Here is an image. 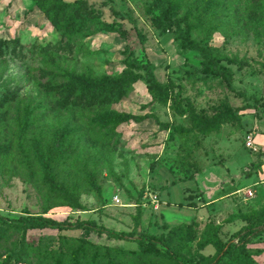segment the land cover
Returning a JSON list of instances; mask_svg holds the SVG:
<instances>
[{
	"label": "rangeland",
	"instance_id": "374dc122",
	"mask_svg": "<svg viewBox=\"0 0 264 264\" xmlns=\"http://www.w3.org/2000/svg\"><path fill=\"white\" fill-rule=\"evenodd\" d=\"M172 1L175 16H187L191 39L231 67L234 87L264 97V0ZM40 5L49 17L36 0H0V215L95 219L118 231L168 236L176 260L187 264L211 261L215 241L225 244L252 221L262 230L228 264H264V110L242 109L244 101L222 79L202 72L204 59L196 49L178 46L182 25L167 27L161 2ZM81 5L94 18L72 21ZM102 21L115 22L123 35L106 31ZM127 55L151 62L156 81L178 86L199 117L209 120L224 111H237V117L211 131L194 127L172 110L177 88L161 100L148 90L142 71H133L138 79L126 89H85L69 76L115 78L129 70ZM113 112L146 117L100 121ZM57 135L72 153L55 165L56 179L74 190L83 210L48 188L32 155L35 141L46 145ZM82 240L116 249L124 264H175L160 246L88 229H32L2 221L0 261L10 254L5 264H23L15 261L19 252L35 250L43 257L50 249H76Z\"/></svg>",
	"mask_w": 264,
	"mask_h": 264
},
{
	"label": "trees",
	"instance_id": "16d2710c",
	"mask_svg": "<svg viewBox=\"0 0 264 264\" xmlns=\"http://www.w3.org/2000/svg\"><path fill=\"white\" fill-rule=\"evenodd\" d=\"M40 9L47 14V10L40 5L42 0H36ZM165 4V10L163 17L168 28L176 27L180 28V41L178 46L182 49H196L202 58L204 59V67L202 72L206 75L220 78L224 81L227 89L233 92L236 96L244 101L242 109L256 108L264 110V97L259 96L255 92L248 93L244 89H237L233 85L234 72L231 67L223 64L219 57L210 52L206 45H200L195 40L191 39V25L188 22L187 16H175L177 5L172 0H156ZM61 6H67L68 3L61 1ZM101 12L97 13V17H101ZM84 18H94V16L81 5L80 11L75 14L72 21ZM103 27L108 32L118 33L123 35V31L119 25L115 22L102 21ZM68 27L69 22H67ZM123 63L127 70L124 74H121L115 78L103 77L101 79H90L89 77H78L74 73L69 74L72 80L78 82V84L85 89H103L105 86H109L111 89H126L138 79L137 74L133 71H142L143 78L146 82L148 90L157 96L161 100H166L173 91V88H177L175 91L174 100L172 103V110L179 116H188L191 120V125L199 126L205 131H211L218 127V124L224 120L237 117V111H224L215 114L211 119L206 120L199 117L191 103L187 98L181 97V91L178 86L172 85L170 87L162 86L154 77V65L149 62H141L135 58L127 55L123 59ZM145 115L130 114V113H109L100 116V121L104 124H120L129 121H140L144 119ZM160 127L167 128L168 125L159 122ZM181 126H174L173 131L184 130ZM69 144L64 142L63 135H57L46 145H41L40 142L35 141L32 145V155L34 160L40 165L42 177L45 184L50 190L59 192L61 197L68 203V205L76 208L77 210H83V206L79 202L76 193L69 186L62 182L57 181L55 173V165H57L65 153H72ZM140 214L138 213L134 217V226L139 225ZM0 221L5 224L16 227H26L32 229H56L60 231L74 230V229H88L99 233H105L109 238L116 240H125L135 242L137 244H145L146 246L157 249L158 246L162 247L166 254H168L169 260L175 262V264H187L176 260L172 250L169 246L168 236H155L147 234H139L133 228L130 231H118L111 228H107L102 224H99L95 219L77 218L76 220H56L50 217H46L39 214L26 213L17 218H7L0 215ZM262 230V227L252 221L245 226L234 232L225 244H221L218 240L214 245L217 247V253L211 261H201L192 264H228V261L234 257L236 252L243 246H245L250 239L257 235ZM200 247H203L201 245ZM53 250H48L47 254L43 257L35 250L19 252L15 257L16 262L23 264H124L125 260H122L117 250L114 248L106 247L99 244H94L86 240H82V245L73 250L60 249L57 254H54ZM224 257H227L226 260ZM10 254L6 255L0 264L9 262Z\"/></svg>",
	"mask_w": 264,
	"mask_h": 264
},
{
	"label": "built area",
	"instance_id": "2783aa9c",
	"mask_svg": "<svg viewBox=\"0 0 264 264\" xmlns=\"http://www.w3.org/2000/svg\"><path fill=\"white\" fill-rule=\"evenodd\" d=\"M247 145H248L249 147H253L250 141H247ZM150 199H151V202H152V203H158V199H157V197H156L155 195H151V198H150ZM117 200H118V199H117ZM117 200H116V201H117Z\"/></svg>",
	"mask_w": 264,
	"mask_h": 264
}]
</instances>
